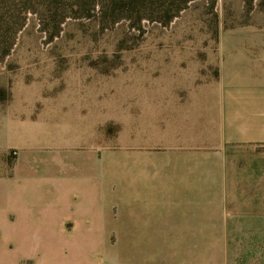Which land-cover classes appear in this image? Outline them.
<instances>
[{
    "label": "crops",
    "instance_id": "obj_1",
    "mask_svg": "<svg viewBox=\"0 0 264 264\" xmlns=\"http://www.w3.org/2000/svg\"><path fill=\"white\" fill-rule=\"evenodd\" d=\"M229 54L216 80L137 75L105 103L14 82L0 264H104L103 242L111 264H264V51Z\"/></svg>",
    "mask_w": 264,
    "mask_h": 264
},
{
    "label": "rangeland",
    "instance_id": "obj_2",
    "mask_svg": "<svg viewBox=\"0 0 264 264\" xmlns=\"http://www.w3.org/2000/svg\"><path fill=\"white\" fill-rule=\"evenodd\" d=\"M123 1L40 0L14 53L0 64V84L9 86L0 87V97L23 81L31 95L68 91L72 100L101 95L105 103L137 75L216 80L230 52L264 51L255 49L264 46V0H196L168 27L144 21L142 28L133 27L137 17L131 19ZM54 4L51 15L47 7ZM63 19L60 35L50 40ZM115 243L103 242L104 264L115 251L125 252Z\"/></svg>",
    "mask_w": 264,
    "mask_h": 264
},
{
    "label": "trees",
    "instance_id": "obj_3",
    "mask_svg": "<svg viewBox=\"0 0 264 264\" xmlns=\"http://www.w3.org/2000/svg\"><path fill=\"white\" fill-rule=\"evenodd\" d=\"M40 0H0V64H6L19 44L20 35L29 27L30 16L38 13ZM196 0H124L125 11L131 19L136 18L135 27L142 28L144 21L158 23L164 27L171 25L190 4ZM50 4V3H49ZM52 7L47 11L53 15ZM123 10V9H121ZM47 12V13H48ZM135 20V19H134ZM64 19L59 22L50 40L60 35ZM48 30H44L47 32Z\"/></svg>",
    "mask_w": 264,
    "mask_h": 264
},
{
    "label": "built area",
    "instance_id": "obj_4",
    "mask_svg": "<svg viewBox=\"0 0 264 264\" xmlns=\"http://www.w3.org/2000/svg\"><path fill=\"white\" fill-rule=\"evenodd\" d=\"M14 155L16 156V155H17V153L15 152V153H14Z\"/></svg>",
    "mask_w": 264,
    "mask_h": 264
}]
</instances>
